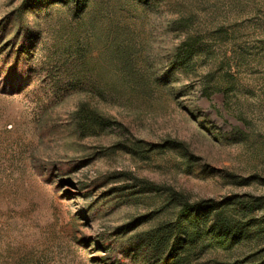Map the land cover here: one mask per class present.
<instances>
[{
  "label": "rangeland",
  "instance_id": "1",
  "mask_svg": "<svg viewBox=\"0 0 264 264\" xmlns=\"http://www.w3.org/2000/svg\"><path fill=\"white\" fill-rule=\"evenodd\" d=\"M26 2L0 0V264H159L135 247L203 201L264 228V0ZM213 235L195 263L264 251Z\"/></svg>",
  "mask_w": 264,
  "mask_h": 264
},
{
  "label": "trees",
  "instance_id": "2",
  "mask_svg": "<svg viewBox=\"0 0 264 264\" xmlns=\"http://www.w3.org/2000/svg\"><path fill=\"white\" fill-rule=\"evenodd\" d=\"M32 5V0H27L22 13L28 11ZM229 205L235 206L234 210L242 215L240 217L243 223L227 218L225 213ZM210 215L213 216L214 229L217 231V236L213 235L211 240L222 249L249 241L258 243L262 238L264 228L255 223L253 210L243 208L238 202L217 204L215 201H203L194 205H185L174 224L161 225L147 232L134 251L143 258L149 257L159 264H228L215 260L195 263L192 260V248L197 242L201 226L206 223ZM233 264H264V251H255Z\"/></svg>",
  "mask_w": 264,
  "mask_h": 264
}]
</instances>
